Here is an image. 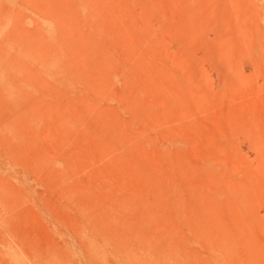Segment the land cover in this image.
<instances>
[{
	"label": "rangeland",
	"instance_id": "374dc122",
	"mask_svg": "<svg viewBox=\"0 0 264 264\" xmlns=\"http://www.w3.org/2000/svg\"><path fill=\"white\" fill-rule=\"evenodd\" d=\"M0 89V264H264V0H0Z\"/></svg>",
	"mask_w": 264,
	"mask_h": 264
},
{
	"label": "bare ground",
	"instance_id": "6f19581e",
	"mask_svg": "<svg viewBox=\"0 0 264 264\" xmlns=\"http://www.w3.org/2000/svg\"><path fill=\"white\" fill-rule=\"evenodd\" d=\"M0 90H1V89H0ZM6 90H7V89H6ZM2 91H5V89L2 90ZM0 93H1V92H0ZM1 94H2L4 97L6 96L5 93H4V94L1 93ZM9 95H10V94H9ZM19 108H20V107H18V109H19ZM24 108H25V107H24ZM8 109H9V108H8ZM21 110H22V109H20V112H21V114H22V112H24V110H23V111H21ZM251 111H252V110H251ZM25 113H27V112H25ZM25 113H23L22 116H24ZM27 114H28V113H27ZM25 115H26V114H25ZM34 115H36V114H34ZM254 115H255V114H254ZM257 115L259 116L258 113H257ZM24 117H25V116H24ZM29 117H30V115H29V116L26 115L25 118H26V119H30ZM25 118H24V121H26ZM262 119H263V118H262ZM255 120H258V119H255ZM27 121H28V120H27ZM32 121H34V120H32ZM22 122H23V121H22ZM243 122H244V121H243ZM257 122H259V121H257ZM262 123H263V122H262ZM22 124H24V122H23ZM20 125H21V124H20ZM22 126H23V125H22ZM24 126L26 127V125H24ZM17 131H18V130H17ZM17 131H16L15 133H17ZM18 132H19V131H18ZM19 134H21V133L19 132ZM19 134H17V136H19ZM3 136H4V135H3ZM15 136H16V135H15ZM9 137H10V136H9ZM12 139H13V138H12ZM8 140H9V139H8ZM17 140H18V139H17ZM10 142H11V141H10ZM8 143H9V142H8ZM13 143L15 144V141L12 142V144H13ZM10 144H11V143H10ZM16 144H17V145H15V146H18V142H17V141H16ZM8 145H9V144H8ZM19 145H20V143H19ZM21 145H22V144H21ZM25 146H26V145H25ZM8 147H9V148H8ZM11 147H13V146L11 145ZM7 148L11 150L10 145L7 146ZM13 148H14V147H13ZM13 148H12V149H13ZM15 148H16V147H15ZM21 148H23V147H21ZM16 149H18V148H16ZM16 149H15V150H16ZM4 150L6 151L7 149H4V148H3V151H4ZM11 151H12V150H11ZM7 152H9V150L6 151V153H7ZM14 153H15V152H14ZM7 154H8V153H7ZM10 154H11V153H10ZM8 156H9V155H8ZM46 157H47V156H46ZM27 158H28V157H27ZM29 158H30V157H29ZM33 159H34V158H33ZM35 159H36V158H35ZM35 159H34V160H35ZM0 160H1V159H0ZM31 160H32V159H31ZM39 162H40V161H39ZM50 162H51V161H50ZM34 165H35V164H34ZM38 165H39V163H38ZM36 166H37V165H36ZM40 166H41V165H40ZM2 167H3V166H2ZM40 168H41V167H40ZM3 170H4V169H3ZM63 172H64V171H63ZM55 175H56V174H55ZM38 177H39V176H38ZM57 179H58V178H57ZM57 179H56V180H57ZM60 179H61V178H60ZM38 180H39V179H38ZM39 181H40V180H39ZM41 181H42V180H41ZM58 182H59V181H58ZM39 184H40V183H39ZM45 184H46V183H45ZM56 184H57V183H56ZM0 186H1V185H0ZM46 186H47V184H46ZM52 187H54V186H52ZM2 188H4V185H3V187L1 186V190H2ZM6 188H8V187H6ZM8 189H9V188H8ZM8 189H7V190L5 189V190H6L7 192H8V191H9V192H8V193L5 192V193H7V195H8L9 193L12 194V193L10 192V190H8ZM52 189H53V188H52ZM52 189H51V190H52ZM1 190H0V191H1ZM10 194H9V195H10ZM7 195H6V196H7ZM38 195H39V194H38ZM6 196H5V197H6ZM10 196H11V195H10ZM1 198H3V197H1ZM3 199H5V198H3ZM243 199H244V198H243ZM21 200H22V199H21ZM16 204H17V203H16ZM21 204H22V203H21ZM28 204H29V203H28ZM21 206H23V205H21ZM19 208H20V207H19ZM5 213H6V212H5ZM16 217H17V216H16ZM113 223H115V222H113ZM262 224H263V223H262ZM86 225H87V224H86ZM250 226H251V225H250ZM251 228H252V227H251ZM257 228H258V227H257ZM262 252H263V254H264V251H262Z\"/></svg>",
	"mask_w": 264,
	"mask_h": 264
}]
</instances>
